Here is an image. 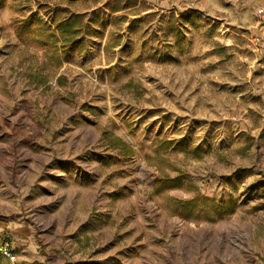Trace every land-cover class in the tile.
<instances>
[{
  "label": "rangeland",
  "instance_id": "obj_1",
  "mask_svg": "<svg viewBox=\"0 0 264 264\" xmlns=\"http://www.w3.org/2000/svg\"><path fill=\"white\" fill-rule=\"evenodd\" d=\"M0 220V264H264V0H0Z\"/></svg>",
  "mask_w": 264,
  "mask_h": 264
},
{
  "label": "trees",
  "instance_id": "obj_2",
  "mask_svg": "<svg viewBox=\"0 0 264 264\" xmlns=\"http://www.w3.org/2000/svg\"><path fill=\"white\" fill-rule=\"evenodd\" d=\"M84 16L83 14L71 13L66 17H61L54 22V30L51 32V38L54 42H59V48L61 50V55L64 59H67L69 54L73 52L74 48H77V52L80 53L84 50L85 40L84 38H79L81 33H85L89 35V31H84ZM48 44L50 41H46ZM104 140L108 145L112 148H119L120 154L125 157H130L134 154L133 149L128 146L125 142H123L119 137L111 136L110 133H103ZM165 144L164 149H168L173 146L175 148L176 145H173L171 141L165 140L163 141ZM186 178L183 173H180L176 177H168L162 176L158 177L156 184L165 183L169 186H174L181 183V180ZM205 200H211L207 198H199L198 195L184 201H178V206L181 209L191 208L196 206L200 202H204Z\"/></svg>",
  "mask_w": 264,
  "mask_h": 264
},
{
  "label": "crops",
  "instance_id": "obj_3",
  "mask_svg": "<svg viewBox=\"0 0 264 264\" xmlns=\"http://www.w3.org/2000/svg\"><path fill=\"white\" fill-rule=\"evenodd\" d=\"M3 232H11L13 234L16 240L12 244L17 248L30 247L28 241L24 239L30 233L26 224L16 223L15 227L12 222L0 220V235L3 234Z\"/></svg>",
  "mask_w": 264,
  "mask_h": 264
},
{
  "label": "built area",
  "instance_id": "obj_4",
  "mask_svg": "<svg viewBox=\"0 0 264 264\" xmlns=\"http://www.w3.org/2000/svg\"><path fill=\"white\" fill-rule=\"evenodd\" d=\"M0 256L8 259L13 257L12 241L8 237L0 238Z\"/></svg>",
  "mask_w": 264,
  "mask_h": 264
}]
</instances>
